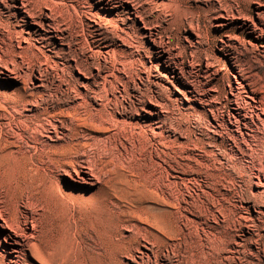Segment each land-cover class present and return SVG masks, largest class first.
<instances>
[{
    "label": "rangeland",
    "instance_id": "rangeland-1",
    "mask_svg": "<svg viewBox=\"0 0 264 264\" xmlns=\"http://www.w3.org/2000/svg\"><path fill=\"white\" fill-rule=\"evenodd\" d=\"M29 2L0 0V206L30 264H264V0Z\"/></svg>",
    "mask_w": 264,
    "mask_h": 264
},
{
    "label": "bare ground",
    "instance_id": "bare-ground-1",
    "mask_svg": "<svg viewBox=\"0 0 264 264\" xmlns=\"http://www.w3.org/2000/svg\"><path fill=\"white\" fill-rule=\"evenodd\" d=\"M128 2L131 3L132 6H133V0H128ZM22 4H23V6L20 7V9H24L25 10L24 12L26 14H28L29 17L37 18V11L38 10L37 9L34 10V8L31 7V4H30L29 0H22ZM135 13L136 14H140V11L138 9H135ZM47 17L48 18H52L51 15L47 16ZM253 26L255 28V31L259 30L261 35L264 36V30H262L260 28V25H258L256 23H253ZM54 31H55L56 34L55 35H51L50 38L59 39L63 43L65 41L64 37H63V31L59 27H54ZM151 37H152L153 43L156 45L157 42L153 38V34H152ZM157 46L159 48H164L162 43H159V45H157ZM225 47H230V45L229 44H225ZM161 53H162L161 51L158 52V54H161ZM233 55H235V56H233L232 58L230 57L231 58L230 60H233L234 67H236V69H238V74L236 72H234L233 69L226 70V76L228 75L227 78L229 76H232V78L235 79V83L237 84V86H233L231 84L229 85L231 87V93L233 95H236L238 93L241 94L242 92H244V93H246V96L250 100H252L253 102L257 103L256 95H257L258 91L257 92L254 91L253 93H254L255 96L254 95L251 96L249 94V92L247 91V88H246L245 84L243 83V81H244L243 79H245V74L247 72H249V71L246 72V70H245L246 68L245 69L243 68L244 65L241 64L239 55L237 54L236 50H235V54L233 53ZM170 62H172V58L171 57H169V63ZM169 63H168L167 66L171 65ZM41 73L43 74V72H41ZM42 74H41V76H43ZM181 74H182V80H184V85L188 84V86H191L193 88L192 91L191 90L189 91V93H191L192 96L194 97L193 100L198 101L202 105L204 104L205 106L206 105H210L211 106L209 101L206 100L207 98L209 99L210 96H207L208 94H207L205 88H203L202 82L200 80H198L197 77H194L195 75H193V77H192L191 73H190L191 77H188L186 72L183 71L182 69H181ZM241 78H242V80H241ZM41 81H43V80H41ZM235 88H237V93L235 92ZM214 91H217V90H214ZM194 93H196V94H194ZM203 97H207V98L204 99ZM247 103H248L247 105L251 104L250 102H247ZM254 106H256V104ZM241 108H242V106L240 105L239 101H237V106L234 108L235 112H231V116L236 119L238 124L243 121V119L241 118ZM263 114H264V109H263ZM261 121L263 122V125H264V119H261ZM244 125L246 126V128H248V127L250 128L252 126V125L250 126V124L248 122H246V121L244 122ZM212 127L215 128V126H212ZM257 128H258V126H257ZM252 131H253V129H252ZM214 132H216V131H214ZM257 133H259V132H257ZM257 133H256V135H258ZM218 134H219V131H218ZM259 140H260V138H259ZM263 141H261V142H263ZM263 145H264V143H263ZM263 148L264 147L262 146L261 149H263ZM86 169L89 170V172H86V174H90V172H92V170H91L92 168L86 167ZM73 171L75 172V174L76 173L79 174V170H77V168L75 166H73ZM65 172H67V171L65 170ZM25 218L26 219H25L24 223L26 225L31 223V225H32L33 234H31L30 236L27 235V233L25 232L24 225L19 221V218L18 219H16V217L10 218L7 215V213L5 212V210H3L1 208V206H0V220H2L4 222V228L10 230V233H7V236L11 238L12 233L14 234V239L12 238L13 244L8 242V243H10L13 246V248L10 251L11 255L9 256V261L11 263H13V264H30L29 261H31L30 256L28 255V252L31 251V249H32V245H33L32 241H33V239H36V237H37L36 234H38L37 233L38 232V228H37L38 226H37V223H36L37 220H36L35 216L31 217V221L27 220V219H29L28 217H25ZM5 257H7V255L4 256V255L0 254V264H3V261H4ZM37 260L40 262V264H52L50 261H48L46 258H44V256L43 257L42 256H38Z\"/></svg>",
    "mask_w": 264,
    "mask_h": 264
}]
</instances>
